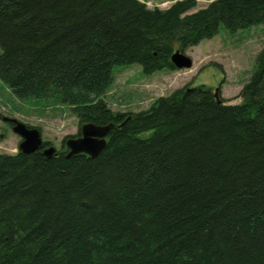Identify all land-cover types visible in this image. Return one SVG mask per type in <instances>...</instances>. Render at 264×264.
<instances>
[{"label": "trees", "instance_id": "16d2710c", "mask_svg": "<svg viewBox=\"0 0 264 264\" xmlns=\"http://www.w3.org/2000/svg\"><path fill=\"white\" fill-rule=\"evenodd\" d=\"M165 1L0 0V82L112 125L95 158L0 155V264H264V49L238 105L203 86L104 102L115 66L175 71L176 50L264 25V0Z\"/></svg>", "mask_w": 264, "mask_h": 264}, {"label": "rangeland", "instance_id": "374dc122", "mask_svg": "<svg viewBox=\"0 0 264 264\" xmlns=\"http://www.w3.org/2000/svg\"><path fill=\"white\" fill-rule=\"evenodd\" d=\"M150 9L165 10L170 3L164 0H143ZM209 2L198 1L188 14L204 9ZM264 49V25L228 33L223 27L210 40L183 51L192 59L189 70L163 69L145 75L138 65L115 66L114 82L104 96V102L113 112L138 113L146 111L161 97H167L184 86L205 87L219 91L225 105L243 101V87L257 68V57ZM16 120L29 127L39 128L41 140L61 149L67 136H77L79 125L69 109L57 100L16 99L0 82V118ZM85 125V124H84ZM20 139L7 123L0 119V154H11L18 149ZM17 151V150H16Z\"/></svg>", "mask_w": 264, "mask_h": 264}, {"label": "water", "instance_id": "95a60500", "mask_svg": "<svg viewBox=\"0 0 264 264\" xmlns=\"http://www.w3.org/2000/svg\"><path fill=\"white\" fill-rule=\"evenodd\" d=\"M170 62L176 70H188L192 67V59L179 50L172 54ZM214 97L217 102L220 101L217 90L214 92ZM3 121L12 124V132L21 138L20 153L30 155L40 151L41 155L46 159L57 157L53 147L41 150V138L37 130L27 128L24 124L15 120L4 119ZM111 128L112 125L105 127L92 124L82 125L79 138H69L65 141V147L68 150L65 157L67 159L75 155H86L90 158L97 157L105 147L106 137Z\"/></svg>", "mask_w": 264, "mask_h": 264}, {"label": "flooded vegetation", "instance_id": "af4514ba", "mask_svg": "<svg viewBox=\"0 0 264 264\" xmlns=\"http://www.w3.org/2000/svg\"><path fill=\"white\" fill-rule=\"evenodd\" d=\"M79 135H77V137H78Z\"/></svg>", "mask_w": 264, "mask_h": 264}]
</instances>
